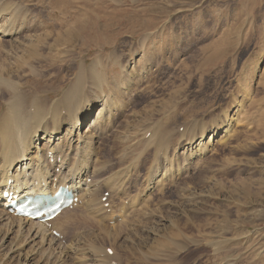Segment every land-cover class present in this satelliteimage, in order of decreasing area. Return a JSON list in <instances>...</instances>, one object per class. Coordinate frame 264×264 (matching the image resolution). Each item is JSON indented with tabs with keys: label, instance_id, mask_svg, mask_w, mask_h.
Returning <instances> with one entry per match:
<instances>
[{
	"label": "rangeland",
	"instance_id": "374dc122",
	"mask_svg": "<svg viewBox=\"0 0 264 264\" xmlns=\"http://www.w3.org/2000/svg\"><path fill=\"white\" fill-rule=\"evenodd\" d=\"M0 8V24L10 15L24 26L18 43L0 36V81L23 88L27 105L44 106L47 126L49 103L72 86L81 102L94 97L97 106L105 96L111 107L109 125L104 113L99 118L96 127L107 130L94 146L105 177L119 188L105 181L96 191L102 205L109 194L104 217L84 205L69 216L67 242L76 238L63 264L91 263L94 246L119 256L114 264H264V0H0ZM56 20H76L82 38L65 45L64 28L46 29ZM215 44L228 48L210 59ZM81 62L97 64L89 71ZM6 91L0 84L3 99ZM239 102L245 112L227 136L216 132L208 151L185 161L198 137L204 132L208 141L207 128L223 127ZM70 110L80 113V104ZM61 117L63 127L72 119ZM158 162L165 180L145 187ZM83 213L89 219L81 222ZM90 221L111 227L101 231ZM158 240L168 247L155 248ZM3 253L0 264L21 261Z\"/></svg>",
	"mask_w": 264,
	"mask_h": 264
},
{
	"label": "bare ground",
	"instance_id": "6f19581e",
	"mask_svg": "<svg viewBox=\"0 0 264 264\" xmlns=\"http://www.w3.org/2000/svg\"><path fill=\"white\" fill-rule=\"evenodd\" d=\"M2 10H4V8H0V14ZM5 20L7 21L6 25L0 24V36L2 38L5 37L4 40L7 41L8 45L20 42V40L17 39V36H19L17 34L19 33V30L24 26L20 24V27L18 28L13 25L14 23L12 24L10 15ZM54 22L55 24H53L52 22L50 25H47L46 29H49L51 27L64 28V33L60 34H66L64 35L66 37L65 45L72 43V41H76L77 38L80 39L79 37L81 36L77 35L76 33V20H72L70 22L67 21V23H65L66 21L59 20H56ZM62 22H64L65 24H63ZM84 26H86V24H83L80 27ZM60 34L57 33V36H59ZM5 47L8 46L5 45ZM5 47L2 48L4 49ZM226 48L224 49L221 44H215V46H213L214 51L212 52L210 59L215 58L216 50H219V54L216 57L218 58L224 53ZM80 65L82 66V70L87 69L89 71L95 67L94 62L88 65L84 62H81ZM247 83L248 82L246 81L245 85ZM0 84H3L7 87V91L5 93L6 98L3 99L2 97H0V251L4 252L3 254H6L7 258L9 259H21L19 264H37L38 261L42 259L49 260L51 262H54L55 264H63L64 260L62 261L61 259L68 257L69 255L67 253L72 254V251L74 250L72 239L76 238H70L71 240L67 242L66 231L69 228V224L72 222V218H70L69 216H72V214L77 211L80 205H84L83 207H85V211L90 212L94 217H104V215L107 214L106 207H104L101 202H98L95 199L98 195L96 191H98V189L103 186V183L105 181L107 182L108 187L111 186L113 188H116L118 186L119 188V183L117 182L118 180L115 181V178L111 180L110 178L105 177L104 173L107 166L105 165L106 167L104 168L103 164L99 161V158L97 159L96 147L94 146L96 142L102 138L104 134L103 131L107 130L106 128L104 130L103 128L100 129L96 127L100 122L101 115L103 113L105 114V116L103 117L104 120L102 119V121L106 126L111 122L110 120L112 118V112L110 111L111 107L108 104V98H104V96L100 101V105L96 104L97 106H95L93 100L96 101V98L91 97V99L88 100L85 99V97V100L81 102L80 97L79 99L75 97V86H72V88L69 87V90H65L60 95L61 100L53 102L51 101L49 103L51 105L49 115H51L50 120L52 123L50 126H47L45 123L46 117L44 113V106H41V109L36 110V108L31 104V106L27 105L26 103H29L30 101L27 102L26 99L29 100L30 98L28 97L30 96L27 97L26 91L23 88L20 89L15 83H12L11 81L2 83L0 81ZM246 92L249 93L248 88ZM32 99L35 98L32 97ZM72 103L80 104V113H78L77 110L76 112L70 110V106ZM63 106L67 107L66 111L62 108ZM94 106L96 108L98 107V109H96L97 115L95 117H89L95 113V110H92ZM236 107L237 110L232 116H228V114L221 121L220 124H223V127H213V129L207 128L208 131L205 132L206 134H210L208 136V141H203L202 136L204 132L201 136L198 137L197 142L192 146L190 151L185 153V161L192 160L191 162H193V159L197 158V154L208 151L209 145L207 144L211 142V139L214 135H216V132L223 130L224 134L221 135V137L223 138L227 136L228 131H230V129L232 130L233 127L231 123L234 121L238 122L240 119L239 116L242 114V112H245L243 111V105L240 102L237 103ZM104 111H106V113ZM66 112L67 114L71 113L72 119H70L69 123L66 122L67 125L63 127L62 124L63 122H65L66 118L61 117V114H66ZM233 116L234 118H232ZM83 124L84 129L81 128ZM60 126H62L61 129ZM195 137L196 136H194L193 139ZM152 139L153 142H155V146H157L159 144L158 140L154 137H151V140ZM152 144L154 145V143ZM160 164L161 163L158 162V164L152 166V169L150 170V177L148 176L149 180L147 186L145 187H152L151 182L154 178H156V183H161L162 180L166 178L167 168L165 170V167ZM122 184L124 183L122 182ZM58 185L67 186L68 189L73 191V193L77 196L78 200L76 203L72 204L71 208H65L48 223H40L27 217H17L10 213L8 209H6V199L10 195L23 197L25 194L35 195L40 192H49L54 194ZM4 191H7L6 193L8 194L4 197V199H2ZM143 196H146L145 193ZM143 198L144 197H142V199ZM136 200H138L137 202L140 201V199ZM145 211L150 210L145 209ZM125 213L127 212L125 211ZM151 213L152 211L150 212V214ZM113 215L114 214L110 216V221L116 220V218L112 217ZM76 219L83 222L88 220L89 216L83 213L77 216ZM159 219L160 221H163L162 224H165L169 221L173 223L172 220H165L161 216L159 217ZM90 222H93V226L100 228L101 231L104 229L107 230L109 229V227H111L102 225L95 221ZM112 228L115 229L116 227L112 226ZM122 228H124V225ZM53 232L57 233L58 236H54ZM112 233L107 232L106 236H111L113 235ZM112 238H114V240L117 239L116 235L112 236ZM111 240L112 239H110L109 241ZM168 244L169 243H167L166 241L158 240L155 248L158 249L168 247ZM26 245H29V249L26 248L25 251H22L23 246ZM89 251V257H91L92 260V262L89 264H114L113 259H115V257H119H111V254H108L106 250L100 249V247H90ZM81 252L82 251H80V253ZM143 253V256L147 257L146 255H149L150 252Z\"/></svg>",
	"mask_w": 264,
	"mask_h": 264
}]
</instances>
